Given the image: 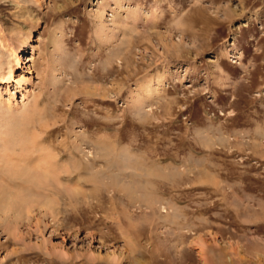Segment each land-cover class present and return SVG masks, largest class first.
<instances>
[{"label": "rangeland", "instance_id": "rangeland-1", "mask_svg": "<svg viewBox=\"0 0 264 264\" xmlns=\"http://www.w3.org/2000/svg\"><path fill=\"white\" fill-rule=\"evenodd\" d=\"M0 93L74 171L0 264H264V0H0Z\"/></svg>", "mask_w": 264, "mask_h": 264}, {"label": "bare ground", "instance_id": "bare-ground-1", "mask_svg": "<svg viewBox=\"0 0 264 264\" xmlns=\"http://www.w3.org/2000/svg\"><path fill=\"white\" fill-rule=\"evenodd\" d=\"M28 42L26 41L25 45H29ZM15 59L17 64L22 66L24 63H29L32 56L19 57L15 54ZM29 79L21 76L16 80V84L23 89ZM8 90L10 91V88ZM30 91L31 89L28 90L26 87L25 90L23 89L21 94L23 106L29 99ZM1 97L2 93H0V111H4V108L12 109L15 105L14 93L10 94L7 102ZM28 119L20 122L17 121L18 118L16 120L9 117L0 121V215L1 217L4 215V219L5 214L6 217L8 214L12 215V218L22 217L23 213H28L36 202L49 205L52 202L53 180H56L54 183H61L63 178H67L66 174L71 176L74 172L66 169V166L57 168L59 165L54 162L52 155L49 156V152L47 155L43 153L45 146L42 147V144L45 140H39L30 133L32 128L29 127L30 118ZM18 148L20 151H17Z\"/></svg>", "mask_w": 264, "mask_h": 264}]
</instances>
